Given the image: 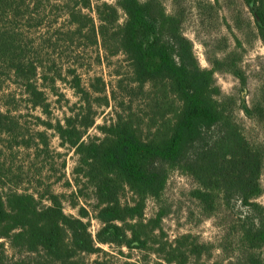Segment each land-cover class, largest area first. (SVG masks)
<instances>
[{
  "label": "trees",
  "instance_id": "16d2710c",
  "mask_svg": "<svg viewBox=\"0 0 264 264\" xmlns=\"http://www.w3.org/2000/svg\"><path fill=\"white\" fill-rule=\"evenodd\" d=\"M44 1L0 0V89L6 78H13L28 103L47 113L46 92L38 82L44 64L27 39L31 28L43 29ZM70 1L69 35L84 37L110 53L122 52L133 81L142 90L148 84L147 96L163 105L159 114L141 117L152 121L144 136L142 120L118 114L114 122L99 127L103 136L84 139L94 124L91 97L103 89L100 84L84 88L74 79L72 87L80 97L78 112L48 125L78 155L74 172L91 188L101 226L93 235L83 219L87 212L66 214L59 195L49 189L37 195L0 184V264H192L205 246L186 244V236L164 238L159 233L161 211L155 218H144L147 198L159 200L167 181L157 163L186 169L198 184L196 195L206 203L222 194L225 200L238 197L244 206L261 207L255 201L263 193L261 146L247 140L228 115L215 82V66H200L178 16L158 9L151 0H117L115 5L96 4L94 17L84 12L91 9L92 0ZM245 2L253 10L264 44V0ZM120 11L125 15L123 22L118 20ZM225 63L226 58L214 61L216 67ZM96 79L102 85V79ZM94 99L108 103L107 96ZM16 125L10 112L0 110V134L13 131ZM38 135L47 147L44 133ZM125 188L133 194L131 203L120 201ZM241 239L250 248L264 244V213ZM123 249L129 253L125 255ZM134 251L137 258L132 257Z\"/></svg>",
  "mask_w": 264,
  "mask_h": 264
},
{
  "label": "rangeland",
  "instance_id": "374dc122",
  "mask_svg": "<svg viewBox=\"0 0 264 264\" xmlns=\"http://www.w3.org/2000/svg\"><path fill=\"white\" fill-rule=\"evenodd\" d=\"M151 1L158 9L162 7L168 14L178 16L181 31L191 40L200 66H215V82L224 108L241 126L247 140L261 146L264 156V44L250 5L245 0ZM101 2L115 5L117 0H92L91 9L84 12L96 17L95 6ZM70 4V0H45L43 29L31 28L27 33L44 64L43 70L39 68L38 82L46 92L47 113L28 103L22 86L13 78H6L1 85L0 110L10 112L18 125L13 131L0 134V184L37 195L51 190L59 195L66 214L79 216L81 209L87 212L83 219L89 222L94 235L101 226L95 217L97 201L85 179L74 172L78 155L62 143L48 123L53 126L78 112L80 97L72 87L74 79L84 88L100 84L103 89L91 97L94 124L87 129L84 139L103 136L99 127L114 122L118 114L142 120L140 131L144 136L152 121L141 117H148L150 112L159 114L163 104H155L153 97L147 96L148 84L142 90L133 81L130 63L122 52L110 53L84 37L69 35ZM118 15L119 22H123V12ZM224 58V66L214 65L216 59ZM96 78L102 79V85ZM99 96H107L108 103L94 99ZM39 132L44 133L47 147ZM157 167L165 170L167 181L159 200L147 198L144 218H155L161 211L164 216L159 233L164 238L186 236V244L205 246L202 256L192 259V264H264V244L250 248L241 239L242 233L263 218L264 160L260 173L263 193L255 200L261 207L244 206L238 197L225 200L222 194L206 203L196 195L197 182L181 165L159 162ZM132 199L128 188L120 193L121 203H131ZM103 248L115 253L112 247ZM123 251L125 255L129 253ZM137 255L132 252L133 258ZM120 258L125 259L124 255Z\"/></svg>",
  "mask_w": 264,
  "mask_h": 264
}]
</instances>
